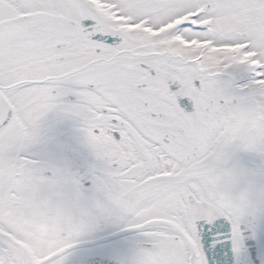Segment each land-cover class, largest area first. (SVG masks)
Returning a JSON list of instances; mask_svg holds the SVG:
<instances>
[{"label": "snow or ice", "instance_id": "1", "mask_svg": "<svg viewBox=\"0 0 264 264\" xmlns=\"http://www.w3.org/2000/svg\"><path fill=\"white\" fill-rule=\"evenodd\" d=\"M50 112L144 237L125 264H264V179L228 163L264 156V0H0V217L20 208L16 173L40 167L24 152Z\"/></svg>", "mask_w": 264, "mask_h": 264}, {"label": "flooded vegetation", "instance_id": "2", "mask_svg": "<svg viewBox=\"0 0 264 264\" xmlns=\"http://www.w3.org/2000/svg\"><path fill=\"white\" fill-rule=\"evenodd\" d=\"M241 83V81H237ZM75 97L63 98L64 103ZM37 137L24 155L40 164L39 168L17 172L16 201L19 210L0 217V231L18 239V244L0 233V264H46L56 257L54 264L91 259L106 264H125L143 242L142 234L125 227L123 220L114 216L105 196L91 190V176L100 161L92 153V169L84 181L69 169L64 156L63 137L75 131L73 120L58 112H50L38 126L29 130ZM14 141L3 146L0 163L14 166ZM229 165L241 166L264 179V156L258 153L235 151ZM77 178L83 188L80 186ZM250 255V253H249ZM223 264H233L223 261Z\"/></svg>", "mask_w": 264, "mask_h": 264}, {"label": "water", "instance_id": "3", "mask_svg": "<svg viewBox=\"0 0 264 264\" xmlns=\"http://www.w3.org/2000/svg\"><path fill=\"white\" fill-rule=\"evenodd\" d=\"M70 139H72V137ZM80 148H81V150L84 149L82 145H80ZM69 154H70V156H69ZM78 157H79V155L76 152L75 153L74 152H69L68 153V158H72L71 160L68 159L69 163H72V165H73L74 164L73 158L77 159ZM77 162H79V163H78V167L76 169L72 166L73 169H75V171H79L80 170V171L86 172L89 169L90 160H89L87 151H83L82 152V154L80 156V160L77 161ZM229 254H230V252L227 255H225V253H220V255L222 257H224L225 259H230V256L228 257ZM213 260L216 261L215 257H213Z\"/></svg>", "mask_w": 264, "mask_h": 264}]
</instances>
